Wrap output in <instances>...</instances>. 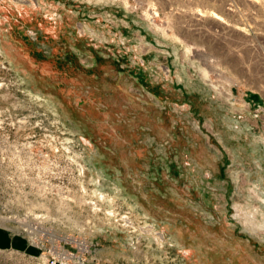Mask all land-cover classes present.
<instances>
[{"label":"rangeland","instance_id":"374dc122","mask_svg":"<svg viewBox=\"0 0 264 264\" xmlns=\"http://www.w3.org/2000/svg\"><path fill=\"white\" fill-rule=\"evenodd\" d=\"M0 264H264V0H0Z\"/></svg>","mask_w":264,"mask_h":264},{"label":"crops","instance_id":"0c3cea01","mask_svg":"<svg viewBox=\"0 0 264 264\" xmlns=\"http://www.w3.org/2000/svg\"><path fill=\"white\" fill-rule=\"evenodd\" d=\"M0 248L9 250L12 248L27 249L28 247L22 238L16 237L9 230L0 227Z\"/></svg>","mask_w":264,"mask_h":264},{"label":"built area","instance_id":"2783aa9c","mask_svg":"<svg viewBox=\"0 0 264 264\" xmlns=\"http://www.w3.org/2000/svg\"><path fill=\"white\" fill-rule=\"evenodd\" d=\"M49 264H72L73 253L65 251L64 248L50 250Z\"/></svg>","mask_w":264,"mask_h":264}]
</instances>
